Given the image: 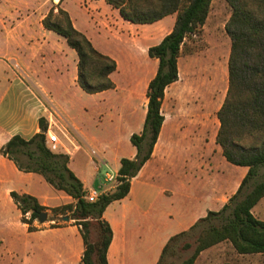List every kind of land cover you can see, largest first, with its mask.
<instances>
[{"label": "crops", "instance_id": "crops-1", "mask_svg": "<svg viewBox=\"0 0 264 264\" xmlns=\"http://www.w3.org/2000/svg\"><path fill=\"white\" fill-rule=\"evenodd\" d=\"M59 1L14 0L12 11L0 18V187H3L5 196L11 201H13L11 192H17L36 197L46 207L53 202L57 204L58 201L61 203L53 206L68 205L74 203V200L66 193L56 191L42 176L19 171L16 165L1 152L2 148L15 136L29 140L36 135L40 131L39 119L42 115L49 119V116L55 113L76 133V136L71 137V133L61 122L64 129V131L61 130L64 141L61 136L55 135L56 141L51 144L57 152L70 156L69 166L82 180L85 189L90 192L95 189L98 182V188L102 191L110 190L104 183L105 176L102 182L99 177L101 166L108 164L107 153L102 150V156L98 154L99 166L94 164L92 158H89L87 161L89 163L85 165L78 161L79 154L84 153V156L89 154L85 151V146L87 144L91 146L96 141L82 132V128L75 123L68 114L66 106H63L57 97L65 94L71 83L75 87L78 86L76 52L69 47L62 36L46 29L43 25V20ZM61 7L70 15L75 28L84 33L99 51L112 57L118 64L116 72L111 76L116 88L103 92L104 95L117 90L115 75L119 71L122 72L125 69L127 72L124 75L128 78L129 73L140 72L141 68L143 69L141 65H138L140 60L135 50L129 49L125 52L121 49L124 41L127 40L131 44H151L150 47L158 45L171 33L176 21V15H171L154 24H131L123 20L118 11L110 8L103 0H65ZM110 9L114 10L119 24L126 23L131 30L124 33L121 28H114L116 32H122L121 41L111 38L113 25L109 19ZM103 18L104 24H100L98 20ZM169 19L170 26L165 27L164 23ZM113 46L118 47L119 53L126 55L127 69L117 60L118 51L114 50ZM150 47L147 46L143 53L146 54ZM155 61L158 64V61ZM146 63L149 64V60H146ZM151 63L153 66L156 64ZM155 74L156 71L153 70L151 79L143 89L144 94L142 92L139 96H132L131 93L126 92L123 108L112 107L109 106L110 104L104 106L101 117L104 114L111 117L115 110L124 112V109L130 113L131 117L127 123L128 135L131 137L133 134H141L147 114V89ZM139 101H142L140 106L134 104ZM164 101L162 113L165 121L151 159L132 180L129 195L121 201L112 203L104 213V219L113 230V240L108 252L109 264H128L124 256L128 246L141 247L144 239L149 240L152 248H158L159 253L153 262L156 264L169 239L189 230L209 211H220L224 207V194L234 184L239 186L248 172V168L241 167L236 170L240 176L230 181L224 175V171L215 166L211 159L208 162L201 160H195V162L189 157L181 159L178 150L187 138H180L174 122L166 118ZM53 104L55 106H52ZM53 133L52 124H50L49 135ZM217 153L221 154L222 149ZM136 155L137 150L133 146L130 155L125 158L133 160ZM123 158L121 155L118 157L117 171L114 173L119 172ZM224 160L227 161L225 157ZM197 168H199L200 178L195 175ZM199 180L205 190L197 194ZM32 184L36 185L33 189H31ZM40 187H45L46 195H42L38 189ZM176 193L183 194L189 200L202 202L205 206L203 217L190 215L189 211L181 212L179 207L175 208ZM178 204L182 209L181 204ZM47 224H41L40 230L34 232L41 234L42 241L39 249L43 252L42 256H47V262L49 264H81L84 243L79 227L74 225V221H69L55 229H50ZM23 226L27 229L26 225Z\"/></svg>", "mask_w": 264, "mask_h": 264}, {"label": "trees", "instance_id": "trees-1", "mask_svg": "<svg viewBox=\"0 0 264 264\" xmlns=\"http://www.w3.org/2000/svg\"><path fill=\"white\" fill-rule=\"evenodd\" d=\"M49 11L43 20L46 29L62 36L78 56L77 84L90 95L116 88L111 76L118 64L99 51L92 41L78 31L61 4ZM99 1V0H94ZM117 10L121 18L135 25L154 24L176 15L173 30L158 45L148 49L150 59L158 61L155 77L147 89V114L141 134H133L131 144L137 155L133 160L123 158L118 184L114 190L102 193L89 202L82 180L70 168V156L54 152L49 146L50 122L42 115L40 131L31 139L13 137L1 150L19 171L38 174L56 190L66 193L74 203L53 208L55 218L69 217L84 243L81 264H109L108 252L113 240L111 225L104 219L106 209L126 198L131 182L151 159L165 117L162 105L167 88L179 80V59L185 41L198 34L205 25L214 0H103ZM232 8L226 31L231 39L228 61V89L217 117L220 127L216 144L232 165L248 168L238 191L218 211H209L188 231L169 239L156 264H171L170 259L180 251L193 250L181 264H195L200 255L221 243L229 242L240 255L264 254V221L253 209L264 198V0H225ZM252 189L244 194L249 186ZM11 198L21 212V223L29 232H37L34 223L47 208L28 194L11 192ZM30 214V218L26 216ZM50 229L60 228L51 224ZM97 238L92 241V231ZM194 239L195 243L187 241Z\"/></svg>", "mask_w": 264, "mask_h": 264}, {"label": "rangeland", "instance_id": "rangeland-1", "mask_svg": "<svg viewBox=\"0 0 264 264\" xmlns=\"http://www.w3.org/2000/svg\"><path fill=\"white\" fill-rule=\"evenodd\" d=\"M13 2L14 0H0V18H3L5 14L12 11ZM188 2L189 0H184V4ZM110 10L109 19L113 25L111 27V38L121 41L123 37L122 32L118 33L114 28H121L124 33H127V30L131 32V30L127 27L126 23L120 25L119 19H116L114 10ZM231 15L232 8L225 0H214L212 2L208 19L201 31L185 41L179 59V80L167 90L164 106L166 118L174 122L180 138H187L178 150L179 157L181 159H188L189 157L192 161L201 160L203 162H208L211 159L212 163L224 171V175L230 181H233L237 176H240L236 170L241 169V167L227 163L222 153H217L218 150L221 151V148L215 142L220 127L217 114L225 101L228 89V61L231 51V39L226 31V26ZM98 21L100 24H104L105 20L103 18ZM170 22L171 20L169 19L164 23V26L169 27ZM150 45L141 43L131 44L127 40L124 41V46L121 49L125 50V52L129 49L135 50L136 56L137 54L139 55V57L137 56L140 60L138 65H141L143 69L141 68L140 72L129 73L128 78L124 75L127 72L125 69L122 72L119 71L115 75L118 84L117 90L107 95L103 93L90 95L83 92L79 86L75 87L71 83L65 94L57 96L60 99V103L66 106L68 114L75 120V123L82 128V132L88 138L95 139L96 141L91 146L88 144L85 146L84 149L89 154L85 156L84 153L79 154L78 161H81L85 165L89 163H87L88 159L92 158L94 164H98L99 166L98 154L102 156V150L107 153L108 164L107 166H101L99 174L101 182L106 173L117 171L118 157L120 155L124 158L127 157L130 155L131 148L133 147L130 142L131 137L127 131V123L131 118L130 113L124 109V112L115 110L111 117H108L106 114L101 117V113H104L102 109L109 104L112 107L123 108L126 92L131 93L132 96H139L144 91L145 84L153 75V70L157 71L158 68L156 61L150 59L147 52L146 54L145 52L143 53L147 46L150 47ZM113 48L118 51L117 60L127 69L128 59L126 55L119 53L120 51L117 46H113ZM146 60H149V64L146 63ZM151 62H155V66ZM141 102H134V104L140 106ZM52 106H55V104ZM48 120L52 124V131H54L53 134H48L49 145L54 152H57L51 143L54 140L56 141L55 135L61 136L63 140L64 136L61 132V130L64 131L61 126V122L63 121L55 113H52ZM63 123L64 127L71 133V137L72 135L76 136L72 128L65 122ZM92 151H98L99 153L94 156L92 155ZM91 165L89 166L90 168ZM197 169L195 175L197 178H200L199 168ZM263 173L264 169L260 171V176L256 182L262 179ZM241 182L238 183L241 184ZM198 183L197 194H200L205 188H202L200 185L202 183L200 180ZM31 186V189L36 187L34 184ZM237 186L238 184H234L224 194V205L236 194L240 185ZM38 189L42 195H46L45 187ZM251 189L252 186L250 184L244 194ZM112 190L114 188H111L107 192ZM100 191L102 190L100 189ZM174 200L175 208L179 207L181 212L189 211L190 215L203 217L205 206L199 200H189L183 194L180 195L178 193L175 194ZM59 203L61 202L58 201L57 204ZM178 203L181 204L182 209ZM57 204L53 202L50 206H45L47 208L45 213L48 214V221L45 224L48 223V227L51 224L62 227L67 223L63 219L49 222V220L55 218L53 208L57 206L53 205ZM253 214L259 220L264 221V198L253 209ZM26 218L29 219L30 214ZM34 225L39 227L41 224L36 220ZM96 238L97 233L93 230L92 241H95ZM41 241V234L29 232L23 226L19 210L13 201L5 196L3 187H0V264H46L47 256H42L43 252L39 249ZM187 241L193 243V245L195 243L194 239H188ZM127 250L124 256L128 264H140L141 262L143 264H153L159 253L158 248H152L149 240L145 239L141 247L129 245ZM193 250L180 251L178 257L170 259L171 264H181L192 255ZM140 251H142L141 254ZM195 264H264V254L240 255L229 242H224L204 251Z\"/></svg>", "mask_w": 264, "mask_h": 264}, {"label": "built area", "instance_id": "built-area-1", "mask_svg": "<svg viewBox=\"0 0 264 264\" xmlns=\"http://www.w3.org/2000/svg\"><path fill=\"white\" fill-rule=\"evenodd\" d=\"M50 130V129H49ZM49 134V133H48ZM55 142V140L53 141ZM92 155L96 156V152L95 151H92ZM118 179H119V174L118 173H114V172H109V173H106L105 174V185L109 186L108 188L111 189V188H115V186L119 183L118 182ZM108 191V190H107ZM106 191H100V188L98 189H93L91 190L90 192H88L87 194V198L89 200V202H95L99 196L104 193Z\"/></svg>", "mask_w": 264, "mask_h": 264}, {"label": "water", "instance_id": "water-1", "mask_svg": "<svg viewBox=\"0 0 264 264\" xmlns=\"http://www.w3.org/2000/svg\"><path fill=\"white\" fill-rule=\"evenodd\" d=\"M95 189H98V182L95 185ZM63 220L66 221V222L70 221L69 217H64ZM47 221H48V214H46V213H42L40 215V217L38 218V222L40 224H45Z\"/></svg>", "mask_w": 264, "mask_h": 264}]
</instances>
